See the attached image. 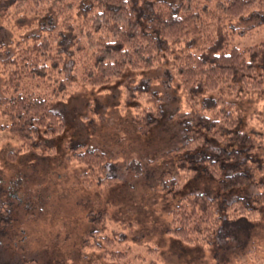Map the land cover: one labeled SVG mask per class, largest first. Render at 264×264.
<instances>
[{"label": "trees", "instance_id": "obj_1", "mask_svg": "<svg viewBox=\"0 0 264 264\" xmlns=\"http://www.w3.org/2000/svg\"><path fill=\"white\" fill-rule=\"evenodd\" d=\"M2 1L18 16H12L14 26L24 29L16 36L12 25L0 23V132L19 141L10 159L28 151L48 157L53 153L52 145L45 143L61 136L65 122L52 110V101L122 77L124 103L133 105L139 131L148 133L162 115L161 100L146 79L133 81L129 71L167 63L189 108L174 115L183 125L184 142L175 163L179 176L171 188L205 175L217 181L220 192L249 184L254 192L231 201L187 194L170 210L166 233L179 244L203 250L218 239L223 250L215 258L222 261L221 252L234 244L243 258L232 264L264 261L261 244L253 242V248H247L249 230L264 216V117H254L261 124L258 131L241 128L239 107L250 95L264 102V41L243 48L230 45L233 37L244 34L234 23L248 15H264V0ZM65 147L63 158L79 165V184L85 188L105 191L120 180L103 176L109 157L101 149L71 141ZM203 147L213 151L205 155L198 151ZM12 186L0 180V264H73L72 251L58 252L57 257L11 241L18 234L12 213L20 202L11 195ZM111 206L114 211H87L86 221L95 226L84 233L79 264L87 258L89 264H100L91 257L94 252L112 264H145L152 255L155 259L148 264L159 262L158 247L134 255L131 249L113 248L116 232L109 223L123 214L119 205ZM237 229L241 233L235 238L228 230Z\"/></svg>", "mask_w": 264, "mask_h": 264}, {"label": "rangeland", "instance_id": "obj_2", "mask_svg": "<svg viewBox=\"0 0 264 264\" xmlns=\"http://www.w3.org/2000/svg\"><path fill=\"white\" fill-rule=\"evenodd\" d=\"M258 14L234 23L244 34L233 37L231 46L243 48L264 41V15ZM12 16L18 17L13 6L7 9L6 2L0 0V23L12 25L14 34L19 36L24 29L14 26L16 20ZM171 73L167 63L146 71H129L133 81L146 79L150 90L161 100L162 115L148 133L139 131L133 105L124 103L123 77L101 87L78 88L67 100L51 102L52 110L63 117L65 128L52 144L45 143L54 148L49 157L47 153L28 151L10 159L9 154L17 151L19 141L0 132V180L13 183L11 195L20 201L12 213L18 234L11 241L19 242V247L28 251L45 249L57 257L58 252L72 251V263L79 264L84 233L95 226L86 221L87 211H114L111 205L115 203L123 215L112 217L109 223L116 232L114 249H131L134 255L144 253L149 246L158 247L160 261L153 264H232L243 258L234 244L221 252L222 261L215 258L223 250L218 239V245L203 250L179 244L166 233L170 210L187 194L219 195L222 200L231 201L254 192L253 184L220 192L217 181L205 175L189 179L177 190L171 188L179 176L175 163L180 158L178 148L184 142L183 125L174 115L179 110H189ZM239 107L243 111L241 128L260 130L261 124L254 117L256 113L264 117V102L257 95H250ZM68 141L86 143L106 152L109 158L103 176L118 177V183L105 191L79 184V165L63 158L68 152ZM198 151L207 155L213 149L203 147ZM228 231L235 233V238L241 233ZM249 240L248 249L253 248V242L264 247V216L249 230ZM259 256L264 259V252H259ZM91 257L98 258L100 264H112L97 252ZM154 259L155 256H148L145 264ZM90 260L87 258L85 264Z\"/></svg>", "mask_w": 264, "mask_h": 264}]
</instances>
